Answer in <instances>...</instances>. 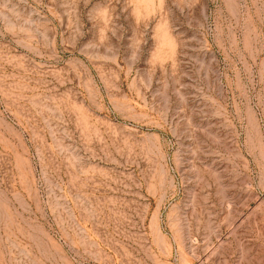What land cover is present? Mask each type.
<instances>
[{
  "label": "rangeland",
  "instance_id": "rangeland-1",
  "mask_svg": "<svg viewBox=\"0 0 264 264\" xmlns=\"http://www.w3.org/2000/svg\"><path fill=\"white\" fill-rule=\"evenodd\" d=\"M0 264H264V0H0Z\"/></svg>",
  "mask_w": 264,
  "mask_h": 264
}]
</instances>
